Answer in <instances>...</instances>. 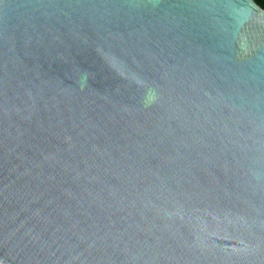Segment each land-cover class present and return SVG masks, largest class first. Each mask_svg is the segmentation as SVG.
I'll use <instances>...</instances> for the list:
<instances>
[{
    "label": "water",
    "instance_id": "95a60500",
    "mask_svg": "<svg viewBox=\"0 0 264 264\" xmlns=\"http://www.w3.org/2000/svg\"><path fill=\"white\" fill-rule=\"evenodd\" d=\"M0 264H264V9L0 0Z\"/></svg>",
    "mask_w": 264,
    "mask_h": 264
},
{
    "label": "trees",
    "instance_id": "16d2710c",
    "mask_svg": "<svg viewBox=\"0 0 264 264\" xmlns=\"http://www.w3.org/2000/svg\"><path fill=\"white\" fill-rule=\"evenodd\" d=\"M264 9V0H255Z\"/></svg>",
    "mask_w": 264,
    "mask_h": 264
}]
</instances>
